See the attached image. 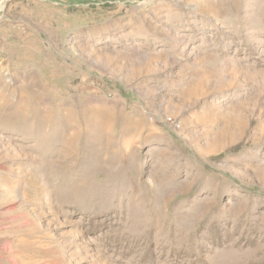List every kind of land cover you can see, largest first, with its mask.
I'll return each instance as SVG.
<instances>
[{
    "label": "rangeland",
    "instance_id": "obj_1",
    "mask_svg": "<svg viewBox=\"0 0 264 264\" xmlns=\"http://www.w3.org/2000/svg\"><path fill=\"white\" fill-rule=\"evenodd\" d=\"M0 264H264V0H0Z\"/></svg>",
    "mask_w": 264,
    "mask_h": 264
},
{
    "label": "built area",
    "instance_id": "obj_2",
    "mask_svg": "<svg viewBox=\"0 0 264 264\" xmlns=\"http://www.w3.org/2000/svg\"><path fill=\"white\" fill-rule=\"evenodd\" d=\"M87 1L105 3V2H109L110 0H87Z\"/></svg>",
    "mask_w": 264,
    "mask_h": 264
}]
</instances>
